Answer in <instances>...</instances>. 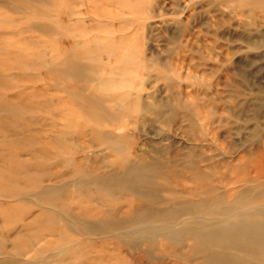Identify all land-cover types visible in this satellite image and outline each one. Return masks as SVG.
I'll use <instances>...</instances> for the list:
<instances>
[{
    "label": "rangeland",
    "instance_id": "obj_1",
    "mask_svg": "<svg viewBox=\"0 0 264 264\" xmlns=\"http://www.w3.org/2000/svg\"><path fill=\"white\" fill-rule=\"evenodd\" d=\"M250 2L0 0V211L24 206L25 212L24 220L1 215L0 232L11 234L13 226L19 235L34 237L37 246L53 239L86 252L94 245L117 253L114 264H156L137 259L128 247L101 241L106 234L83 232L86 221L77 215L93 207L90 197L81 198L79 206L67 202L66 209L59 210L63 218L54 234L50 223L32 224L24 201L14 195H22L29 186L35 193L58 186L63 178L74 181L81 161L92 163L90 150H100L90 133L96 127L75 126L69 119L79 112L65 91L72 76L57 71L62 66L86 68L85 74L119 66L114 79L130 82L146 105L152 103L153 113L135 111L119 119L121 129L113 128L136 141L134 154L147 141L157 147L173 145L181 153L180 161L189 150H203L208 156L203 165L213 163L212 171L224 181L221 185L233 188L264 170L259 160L264 159V6ZM94 35L111 40L108 49L116 52L108 57L106 51L95 50L99 42L93 41ZM101 55L109 62H102ZM175 107L177 121L166 122L163 113ZM64 123L69 134L58 138L59 130L66 129ZM82 130L86 135L78 138ZM26 159L34 168L25 165ZM117 194L124 198L128 193ZM95 201L98 205L104 198L97 196ZM32 207L37 214L39 206ZM28 224L32 227L24 230Z\"/></svg>",
    "mask_w": 264,
    "mask_h": 264
},
{
    "label": "bare ground",
    "instance_id": "obj_2",
    "mask_svg": "<svg viewBox=\"0 0 264 264\" xmlns=\"http://www.w3.org/2000/svg\"><path fill=\"white\" fill-rule=\"evenodd\" d=\"M250 3L264 6V0H251ZM93 38L99 42L93 46L95 50L106 51L108 57L115 51L113 47L108 49L111 40L107 37L94 35ZM108 57L101 55L99 58L103 62ZM107 60L109 62L110 58ZM76 67L57 68L58 73L67 72L72 76V85L65 91L79 115L69 119H73L75 126H95L90 133L98 141L100 150H90L94 158L92 163L88 166L81 161L80 176L74 181L63 178L58 186L48 185L37 189L36 193L34 187L29 186L22 195L14 194L24 201L27 213L33 216L30 222L34 225L50 223L56 234L55 224L63 218L59 210L66 209L67 202L73 201L79 206V200L87 196L93 207L77 215L86 221L83 232L89 236L106 234L101 241L119 249L128 247L137 259L156 260V264H264V170L258 169L255 177L244 180L240 188L235 186V189L221 185L224 181L212 171L213 163L203 165L208 160L203 150L199 154L196 149L189 150L184 155L186 159L180 161L181 153L173 150V145L157 147L147 141L145 147L134 154L136 141L113 128L123 127L119 120L122 116L135 111L153 113L155 107L152 103H144L142 93L133 90V84L114 79L113 74L119 66L112 64L106 69L98 68L92 74L87 71V75L86 68ZM163 115L166 122H174L180 114L175 107ZM63 126L66 129L59 130L58 138L69 134L67 124ZM86 131L78 132L77 137L82 138ZM77 149L78 152L85 150L83 147ZM110 157H113L111 162L108 161ZM259 160L264 163V159ZM24 163L28 168H34L29 159ZM52 176L56 177V174ZM117 190L128 193L127 197L122 198ZM76 192L78 195L74 194ZM97 196L103 197L104 202L93 203ZM34 204L39 206L37 214L33 212ZM23 208L2 207L0 217L12 214L24 220ZM2 227L0 225V229ZM30 227L28 224L24 230ZM9 229L13 237L0 232V264L115 263L113 259L117 253L114 255L107 249L92 245L86 252L73 250V245L60 246L53 239L37 246L34 237L19 235L13 226Z\"/></svg>",
    "mask_w": 264,
    "mask_h": 264
}]
</instances>
